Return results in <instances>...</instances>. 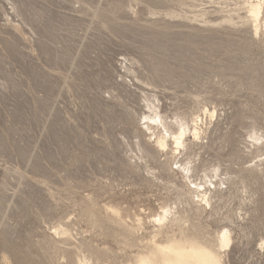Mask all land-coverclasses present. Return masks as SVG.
I'll list each match as a JSON object with an SVG mask.
<instances>
[{"label":"rangeland","instance_id":"1","mask_svg":"<svg viewBox=\"0 0 264 264\" xmlns=\"http://www.w3.org/2000/svg\"><path fill=\"white\" fill-rule=\"evenodd\" d=\"M244 2L0 0V264L225 230V264H264V15L258 34Z\"/></svg>","mask_w":264,"mask_h":264},{"label":"bare ground","instance_id":"2","mask_svg":"<svg viewBox=\"0 0 264 264\" xmlns=\"http://www.w3.org/2000/svg\"><path fill=\"white\" fill-rule=\"evenodd\" d=\"M263 4L264 2L261 0H245L244 2L249 17L254 22V31L258 34L262 29L264 15ZM152 108L154 113L146 115V117L153 122L151 124H162L166 129V132L169 134L170 129L167 128L161 114L158 113L154 107ZM186 126L187 125L184 122H180L179 132L173 135V141L177 147L181 148L186 145ZM193 135L196 137L199 135L196 127L194 128ZM157 145L160 148L167 146V136H159L157 139ZM181 168L183 171L190 170L186 165L181 166ZM203 186L202 183L195 182L194 187L199 190L203 199L207 200L206 195L208 190L203 188ZM171 212V209L165 208L161 214L154 217L155 222L159 224L158 233H162L165 223L169 220L168 216ZM66 232V229L62 230V233ZM231 241L232 238L230 232L227 230L219 235L216 245H211L196 237L183 236L181 238H176L173 236L159 241L155 236L147 243L143 250L139 251L134 256L133 261L126 264H225L223 256L216 247H226L230 245ZM79 263L84 264L82 260Z\"/></svg>","mask_w":264,"mask_h":264}]
</instances>
